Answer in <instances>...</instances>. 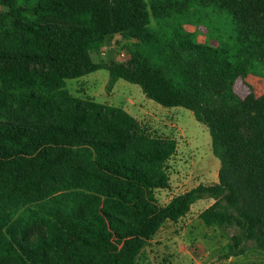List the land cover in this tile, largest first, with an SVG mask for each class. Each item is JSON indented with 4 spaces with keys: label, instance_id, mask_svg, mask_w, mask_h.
I'll list each match as a JSON object with an SVG mask.
<instances>
[{
    "label": "trees",
    "instance_id": "obj_1",
    "mask_svg": "<svg viewBox=\"0 0 264 264\" xmlns=\"http://www.w3.org/2000/svg\"><path fill=\"white\" fill-rule=\"evenodd\" d=\"M115 35L128 60L95 62ZM98 70L108 91L121 79L191 111L217 182L159 206L177 144L70 94L67 80ZM248 76L264 78V0H0V264H136L204 198L202 223L236 231L225 259L264 251V94L234 90Z\"/></svg>",
    "mask_w": 264,
    "mask_h": 264
},
{
    "label": "rangeland",
    "instance_id": "obj_2",
    "mask_svg": "<svg viewBox=\"0 0 264 264\" xmlns=\"http://www.w3.org/2000/svg\"><path fill=\"white\" fill-rule=\"evenodd\" d=\"M186 29L194 31L190 25ZM199 32L198 40L203 42L205 29L200 27ZM91 55L97 63H122L129 58L119 35L95 47ZM108 81V72L98 70L79 79L67 80L66 87L74 97L122 108L148 134L176 142V152L167 162L169 188L155 193L159 206L198 185L217 182L220 162L212 153L208 129L195 120L191 111L180 107L164 108L146 98L139 86L121 79L108 91ZM237 81L235 92L248 94L249 84L240 79ZM260 81L256 88L261 94L264 93V80ZM210 204L212 200L204 198L193 204L189 214L177 223L166 222L140 251L136 264H264V251L254 249L252 243L245 244L244 254L224 258L230 236L236 231L207 227L202 223L200 212Z\"/></svg>",
    "mask_w": 264,
    "mask_h": 264
},
{
    "label": "crops",
    "instance_id": "obj_3",
    "mask_svg": "<svg viewBox=\"0 0 264 264\" xmlns=\"http://www.w3.org/2000/svg\"><path fill=\"white\" fill-rule=\"evenodd\" d=\"M260 80H264V79H260V78H257V77H254V76H248L246 79H245V82L247 83V84H249V85H251V87L254 89V94L257 96V97H259L260 95H262V94H264V93H257L258 92V89L256 88V86H259V84L261 83V81ZM238 81H236L235 82V85H234V89H235V86L238 84L237 83ZM256 84V85H255ZM255 86V87H254ZM256 88V89H255ZM236 94L239 96V97H241V98H244L246 95H247V93L246 92H242L241 94H238L237 92H236ZM212 203H213V200H212ZM211 205V204H210ZM209 205V206H210ZM192 210V207H191V209H190V211ZM201 213V212H200ZM189 214V213H188ZM187 214V215H188ZM230 258H234V257H230ZM230 258H228V259H230Z\"/></svg>",
    "mask_w": 264,
    "mask_h": 264
}]
</instances>
